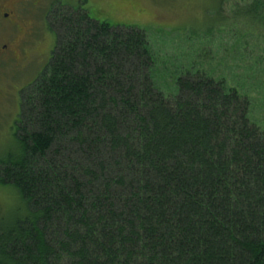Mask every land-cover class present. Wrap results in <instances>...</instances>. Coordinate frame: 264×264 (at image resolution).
<instances>
[{
	"label": "trees",
	"instance_id": "obj_1",
	"mask_svg": "<svg viewBox=\"0 0 264 264\" xmlns=\"http://www.w3.org/2000/svg\"><path fill=\"white\" fill-rule=\"evenodd\" d=\"M214 1L193 31L52 6L0 159L24 211L0 222V264H264V111L220 67L261 63L264 0ZM176 31L192 50L168 56L153 39Z\"/></svg>",
	"mask_w": 264,
	"mask_h": 264
},
{
	"label": "rangeland",
	"instance_id": "obj_2",
	"mask_svg": "<svg viewBox=\"0 0 264 264\" xmlns=\"http://www.w3.org/2000/svg\"><path fill=\"white\" fill-rule=\"evenodd\" d=\"M81 0H29L25 12L26 22L35 30L30 36L24 57L18 62H0V159L14 156L18 152L15 137V121L19 114V90L27 85L47 63L55 44V33L47 26V13L52 6L76 7ZM214 0H85L81 7L88 10L91 18L106 20L111 24L172 30L174 28L194 30L212 24ZM229 9L225 7V11ZM180 31L157 36L156 48L172 56L181 50L191 51L189 43ZM7 33L0 30V43ZM27 39V40H28ZM258 41V40H256ZM253 45V44H252ZM259 47L263 49L261 40ZM254 46V45H253ZM253 49V48H252ZM182 51V52H183ZM239 52L234 51L237 57ZM252 58H242L237 63L230 57L220 67L227 73L238 71L240 78L249 86V96L255 100L256 110L264 111V53L258 64L259 53L254 48ZM244 59V60H243ZM214 64V62H213ZM234 65H239L238 70ZM246 66V69H245ZM230 74V73H229ZM162 75V74H161ZM262 77L259 78V76ZM261 79V80H260ZM257 110V111H258ZM24 214L17 194L11 186L0 187V222Z\"/></svg>",
	"mask_w": 264,
	"mask_h": 264
},
{
	"label": "flooded vegetation",
	"instance_id": "obj_3",
	"mask_svg": "<svg viewBox=\"0 0 264 264\" xmlns=\"http://www.w3.org/2000/svg\"><path fill=\"white\" fill-rule=\"evenodd\" d=\"M28 3L29 0H0V30L7 33V39L0 43V62L16 63L25 58L28 38L35 35L31 22H26Z\"/></svg>",
	"mask_w": 264,
	"mask_h": 264
}]
</instances>
